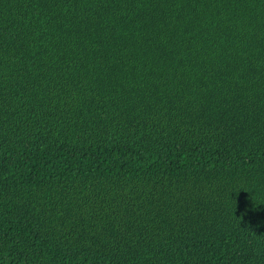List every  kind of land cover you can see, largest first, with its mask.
<instances>
[{
    "label": "trees",
    "instance_id": "16d2710c",
    "mask_svg": "<svg viewBox=\"0 0 264 264\" xmlns=\"http://www.w3.org/2000/svg\"><path fill=\"white\" fill-rule=\"evenodd\" d=\"M0 264H264V0H0Z\"/></svg>",
    "mask_w": 264,
    "mask_h": 264
}]
</instances>
